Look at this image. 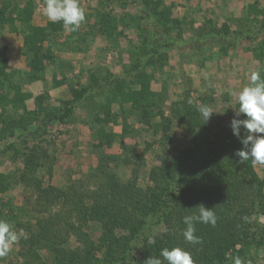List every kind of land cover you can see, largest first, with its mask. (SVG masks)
<instances>
[{
  "label": "rangeland",
  "instance_id": "obj_1",
  "mask_svg": "<svg viewBox=\"0 0 264 264\" xmlns=\"http://www.w3.org/2000/svg\"><path fill=\"white\" fill-rule=\"evenodd\" d=\"M79 4L85 21L75 32L54 23L42 42L53 57L41 72L47 78L33 80L23 35L35 26L48 35L44 0H0V52L7 63L0 70V219L19 237L0 264H144L164 248L180 247L167 234L198 208H181L175 190L168 218L157 213L140 226L128 223L131 202L144 201L137 194L148 193L155 183L149 173L160 172L164 160L183 165L182 187L208 185L190 174L207 156L204 138H237L230 122L239 92L253 71L264 76V0ZM127 92L131 99L122 100ZM201 106L213 113L207 121ZM237 150L224 155L245 187L232 212L247 211L246 236L240 233L214 264H233L236 256L243 264H264V165L240 163ZM113 182L132 190L134 200L94 197Z\"/></svg>",
  "mask_w": 264,
  "mask_h": 264
},
{
  "label": "trees",
  "instance_id": "obj_2",
  "mask_svg": "<svg viewBox=\"0 0 264 264\" xmlns=\"http://www.w3.org/2000/svg\"><path fill=\"white\" fill-rule=\"evenodd\" d=\"M18 8V7H17ZM19 9V8H18ZM16 10V9H15ZM21 12V9L18 10ZM27 13V12H26ZM31 10H29V15ZM29 15H26L28 18ZM0 17L3 22L2 12ZM19 18V19H18ZM19 14L17 18L20 20ZM12 24H15V19L12 17ZM50 23V30L46 35V28L44 26H35L26 31L23 35L22 54L26 58V65L29 68L31 79L36 80L42 78V70L45 68L46 62L52 61V55L43 48V39L53 34L56 29V24ZM8 23V22H7ZM10 23V22H9ZM8 23V24H9ZM37 41V42H36ZM4 52H0V70L5 72L6 58ZM132 93H121L122 100H130ZM186 118V117H185ZM190 127H193L195 120L186 119ZM212 137L204 138L206 157L201 160V166L197 169H191L190 174H197L204 180H210L208 185H200V183L191 182V187H182L183 183H187V180L183 178L181 172L184 168L181 163L172 165L170 161L162 160L163 167L160 169H153L149 173V178L153 180L154 185L148 186V193H139L144 198V201H135L134 194L126 185L113 182L106 191L99 189L94 197L99 198L104 202H113L114 199L123 198L129 199L134 205L128 209L130 220L129 224L144 225L149 217L156 215L157 213L164 214V220H166L173 209L174 202L172 195H175V190L180 197L175 199L179 202L181 208L187 207L188 209L196 210L200 204L205 205L208 208H213L216 214L217 222L215 226L211 224L196 223L195 235L200 237L201 242L198 244H192L185 240L183 232L186 229V225L183 222L184 217H180L174 228L171 230V234H167L169 237V244L180 245V247L186 248L185 250L191 253L194 260V264H214L216 260L221 261L224 257L223 251L226 246H234L238 240L240 233L242 236H246V224L248 214H238L233 208L237 205L241 206L237 199L245 192V187L240 181L241 175L235 170L232 159H228L224 154H233L235 148L242 149V143L238 138H235L232 134H211ZM222 144L218 145L217 144ZM223 148V149H222ZM227 148V149H225ZM215 160L217 162H215ZM201 168H209L213 174L208 175ZM207 174V175H206ZM239 178H238V177ZM245 184H249V180H244ZM213 187L209 193L205 187ZM201 193V198L196 196ZM239 194V195H238ZM188 197V198H186ZM187 199V201L185 200ZM187 209V210H188ZM246 218V219H245ZM103 226L107 228L106 221L101 220ZM165 234V237H166ZM85 260L90 262V256H85ZM67 264V263H65Z\"/></svg>",
  "mask_w": 264,
  "mask_h": 264
},
{
  "label": "clouds",
  "instance_id": "obj_3",
  "mask_svg": "<svg viewBox=\"0 0 264 264\" xmlns=\"http://www.w3.org/2000/svg\"><path fill=\"white\" fill-rule=\"evenodd\" d=\"M44 14L52 23L61 22L66 30L75 32L85 21V10L79 0H44ZM250 83L245 85L238 95V110L230 122L233 134L240 139L243 147L235 152L240 163L251 160L253 165H264V76L259 70L253 71ZM200 113L206 121L213 114L207 106H201ZM243 115L244 119H239ZM244 135L241 136V128ZM198 214L185 216L184 224L187 226L183 232L186 241L192 244L201 242L195 235L196 223L216 225L217 217L213 208L203 204L197 206ZM246 219V218H245ZM19 237L11 223L0 219V258L11 251L12 246ZM194 264L191 253L181 247L164 248L160 256H150L144 264ZM233 264H243L239 256L233 257Z\"/></svg>",
  "mask_w": 264,
  "mask_h": 264
},
{
  "label": "crops",
  "instance_id": "obj_4",
  "mask_svg": "<svg viewBox=\"0 0 264 264\" xmlns=\"http://www.w3.org/2000/svg\"><path fill=\"white\" fill-rule=\"evenodd\" d=\"M50 78H52L53 76L52 75H55V73H54V71L52 70V72L50 73ZM44 78H47V74H45L44 76H43ZM54 79V78H53ZM37 81H39V80H37ZM37 82H35V84H36ZM68 89V88H67ZM61 92H64V89L62 90H60Z\"/></svg>",
  "mask_w": 264,
  "mask_h": 264
}]
</instances>
